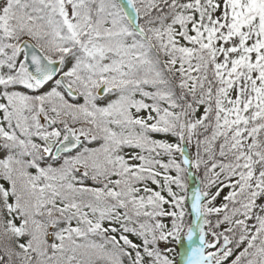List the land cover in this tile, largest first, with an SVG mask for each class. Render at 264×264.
<instances>
[{
    "label": "snow or ice",
    "instance_id": "snow-or-ice-1",
    "mask_svg": "<svg viewBox=\"0 0 264 264\" xmlns=\"http://www.w3.org/2000/svg\"><path fill=\"white\" fill-rule=\"evenodd\" d=\"M0 264H264V0H0Z\"/></svg>",
    "mask_w": 264,
    "mask_h": 264
},
{
    "label": "rangeland",
    "instance_id": "rangeland-1",
    "mask_svg": "<svg viewBox=\"0 0 264 264\" xmlns=\"http://www.w3.org/2000/svg\"><path fill=\"white\" fill-rule=\"evenodd\" d=\"M156 138H161V139H162V138H164V136H163V134H159V135H157ZM192 186H193V185L190 184V188H191ZM226 191H227V189H225V192H226ZM222 195H223V194H222Z\"/></svg>",
    "mask_w": 264,
    "mask_h": 264
}]
</instances>
